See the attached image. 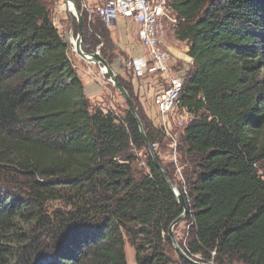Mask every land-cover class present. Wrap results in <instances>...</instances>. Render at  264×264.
I'll return each mask as SVG.
<instances>
[{
    "label": "trees",
    "instance_id": "1",
    "mask_svg": "<svg viewBox=\"0 0 264 264\" xmlns=\"http://www.w3.org/2000/svg\"><path fill=\"white\" fill-rule=\"evenodd\" d=\"M168 3L194 62L180 99L191 118L177 244L199 263L264 264V0ZM51 18L47 0H0V264H127L126 242L136 264H192L168 236L183 209L151 148L165 134L132 97L147 144L128 110L91 105Z\"/></svg>",
    "mask_w": 264,
    "mask_h": 264
},
{
    "label": "built area",
    "instance_id": "2",
    "mask_svg": "<svg viewBox=\"0 0 264 264\" xmlns=\"http://www.w3.org/2000/svg\"><path fill=\"white\" fill-rule=\"evenodd\" d=\"M64 1L66 0H62L59 7H56L52 20L53 26L60 32H62V27L59 15L63 14L64 18L67 19L68 11H73L71 1H66L69 7L63 8ZM83 8L84 6L81 7V10H84ZM86 11L89 21L91 20L90 14L94 13L104 25H109L118 18H123L134 22L138 26V42L148 54L137 60H131L127 69L132 71L134 77L142 79L149 77L154 80L153 83L157 86V91L151 97V101L156 118L152 117L151 119L153 123L161 128L165 136L174 143L175 141L170 134L172 127L183 128L191 118L186 110L180 109V99L184 90L187 72L194 62L184 53L183 56L186 60L179 58V64H175V56L168 40L169 33L174 35L173 29L178 24L183 23L184 19L178 17L172 11L167 0H106L102 5L97 6L94 11H88L87 9ZM75 37L76 35L69 33L66 40L70 54L78 56ZM83 47L81 38L79 49L82 52H84ZM176 60L178 59L176 58ZM98 68L99 73L104 77L106 75L104 68L102 66H98ZM199 98L204 102L202 96H199ZM182 112L186 115L185 118L182 115L181 119L174 117ZM151 148L155 150L157 144H152ZM254 167L257 169V174L264 179V174L257 164Z\"/></svg>",
    "mask_w": 264,
    "mask_h": 264
},
{
    "label": "rangeland",
    "instance_id": "3",
    "mask_svg": "<svg viewBox=\"0 0 264 264\" xmlns=\"http://www.w3.org/2000/svg\"><path fill=\"white\" fill-rule=\"evenodd\" d=\"M47 2H48V7L51 11V16H52L51 19L53 20L55 9H56V7H59L62 0H57V1L56 0H47ZM56 3H57V5H56ZM99 5H101V0H97V2L93 5L92 11H94L96 6H99ZM80 11H81V8H80ZM81 16H82V12H81ZM87 16H88V14H87ZM59 17H64V15L63 14L59 15ZM90 18H91V20H90L91 22H98L99 21V19L94 15V13L90 14ZM72 34L76 35L77 33L72 32ZM63 35L65 36V38H67V36H68L67 32H64ZM93 40L95 42L103 41L105 43L104 38L102 36H100V38H98V39L96 37ZM86 46H87V44H86ZM146 54H148V53L145 50V55ZM102 55L103 54H101V56ZM69 56H70L71 60L73 61L76 69H78L80 67L79 64H83V66L85 65V62L79 56L72 55V54H70ZM182 58L184 60H186V58L184 56ZM105 59H106L105 61L111 66L112 70L116 74L118 82L121 85H125L127 87L126 91L129 95V97L130 98L132 97V99L134 101V105L138 106V108H140V110L146 116V118L149 122L150 130L155 135L157 134L156 132L163 133L161 128L158 125H156V123H153V120L151 119L152 117L156 118L155 113H154L155 110H154V107H153V104L151 101V97H150V101H151L150 105H148L145 108V107H142L141 102L138 99L137 93L136 94L134 93V87L136 86V84L138 85V82L142 78L139 79L138 77H134L132 71L127 69V66L131 60H127V58L120 57L117 53V50L116 51L114 50V58H111V59L105 58ZM93 68H94V71H93L94 75L98 78L97 79L98 82L101 85H103L104 87H106V89H104V91L101 94V97L99 99H92V100L89 99V101L91 102V105L95 108L100 109L104 113L109 112V113H112L114 116L118 117V119H122L125 115V111L128 110L123 98L121 97L120 93L117 91V89L112 84V81L110 82V78L107 75H105L103 77L99 73V68L97 65L93 64ZM142 80H147V79H142ZM81 81L84 84L86 80L81 79ZM181 115L184 118L186 117V115L183 112L181 114H177L174 117L181 119L182 118ZM170 134H171V136L175 142L173 143V141L170 138H168L164 135L162 140L158 141V145H157L155 152L157 153V156L161 160L163 165L172 166V168L174 170V175H173L174 176V184H173V186L175 188H177L181 192L183 197L185 198L187 196V191H186V188L184 187L185 179H184L183 173H182L181 160H180L181 157H180V154L178 152L179 146H181L180 139L182 136V130H181V128H177V127L173 126ZM262 165L263 166L260 169H261L262 173L264 174V164H262ZM9 181H10L9 188L15 189L13 194H19L18 190H22V188H18V187H22V179L16 178L14 182L12 180H9ZM185 200H186V198H185ZM49 207L52 209L53 208L56 209V208L60 207V205L58 203H51V204H49ZM186 231H187V226L184 222H181L179 225H177L173 229V236L176 240V243H177V241H181L183 244V242L186 238ZM172 249L175 252L173 244H172ZM124 250H125V256H126V263L127 264H136L135 259H134V250L128 244V242L125 243ZM176 257H177V254L175 253L174 258L176 259ZM193 261L196 263L199 262L197 259H193Z\"/></svg>",
    "mask_w": 264,
    "mask_h": 264
},
{
    "label": "crops",
    "instance_id": "4",
    "mask_svg": "<svg viewBox=\"0 0 264 264\" xmlns=\"http://www.w3.org/2000/svg\"><path fill=\"white\" fill-rule=\"evenodd\" d=\"M105 1L106 0H101V5ZM96 2L97 0H76V5L79 10L80 4L81 7L84 6V11H86V9L88 11H92L93 5ZM60 21L63 33L67 32V34H72V32H78L79 29L77 22L74 23V21L70 20L68 17L67 19L60 17ZM137 29L138 26L134 22L127 19L118 18L111 24L104 25L100 21H89L87 16L86 28L83 27V24L81 28L84 52L87 54L97 52L100 57L106 60L105 58H114V50H117V53L120 57L127 58V60H137L145 56V50L142 48L137 39ZM100 36L104 38L105 43L103 41L95 42L93 40L96 37L97 39L100 38ZM168 40L172 46L173 55L175 56L174 63L179 64V58H182L184 53L187 54L188 47L185 43L179 42L171 33L168 35ZM101 54L103 55L101 56ZM176 58L178 60H176ZM84 62L85 65L83 66V64H79L80 67L76 70L79 77L82 80H86L84 83L85 94L90 100L99 99L106 87L101 85L97 80L98 78L94 75L93 64L87 61ZM145 79L147 80L140 79L138 85L136 84L134 87V93H137L142 107L146 108L148 105H150V97H152L157 91V86L153 83L154 80L151 78L146 77Z\"/></svg>",
    "mask_w": 264,
    "mask_h": 264
},
{
    "label": "water",
    "instance_id": "5",
    "mask_svg": "<svg viewBox=\"0 0 264 264\" xmlns=\"http://www.w3.org/2000/svg\"><path fill=\"white\" fill-rule=\"evenodd\" d=\"M66 1L67 2L71 1V5H72V9H73V11H71V10L68 11V17L70 18V20H73V18H74L78 24L79 30H78L76 37H75L77 55L81 59H83L84 61H87V62L92 63L94 65L102 66L104 68L105 74L110 78V82L112 81V84L114 85V87L117 89V91L120 93L121 97L123 98V100L127 106L128 111L131 113V115L133 116L134 120L137 123V126L139 128V132H140L143 140L147 144V140L145 137V133H144L141 121H140L138 115L136 114V111H135V108H134L133 103L131 101V98L129 97L127 91L123 88V86L118 82L117 76L114 73V71L112 70L111 66L102 57H100V55L97 52L92 53V54H87L85 52H82L79 49V43H80L81 38H82L81 37V28H82V24H83L81 11L78 9V7L76 5V0H66ZM151 154L153 156L152 152H151ZM153 159L155 160L154 156H153ZM166 181H167L169 187L171 188L177 202L181 205V207L183 209L182 214L179 217H177L171 223V225L169 227V231H168V236L171 239V242L174 246V250L178 254V256H180L181 258L185 259L186 261H188L192 264H206V263L194 262L193 259H191L189 256H187L186 253L176 243V240L173 236V229L177 225H179L181 222L184 221L185 216L187 214V205H186V200L183 197V195L181 194V192L177 188H175L167 178H166Z\"/></svg>",
    "mask_w": 264,
    "mask_h": 264
},
{
    "label": "bare ground",
    "instance_id": "6",
    "mask_svg": "<svg viewBox=\"0 0 264 264\" xmlns=\"http://www.w3.org/2000/svg\"><path fill=\"white\" fill-rule=\"evenodd\" d=\"M68 4H69V3H68ZM67 7H69V5H67L66 1H64L63 8L66 9Z\"/></svg>",
    "mask_w": 264,
    "mask_h": 264
}]
</instances>
